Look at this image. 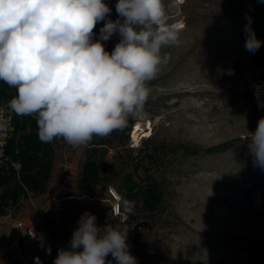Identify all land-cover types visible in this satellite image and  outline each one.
I'll return each mask as SVG.
<instances>
[{
  "label": "rangeland",
  "instance_id": "obj_1",
  "mask_svg": "<svg viewBox=\"0 0 264 264\" xmlns=\"http://www.w3.org/2000/svg\"><path fill=\"white\" fill-rule=\"evenodd\" d=\"M168 23L182 21L180 43L165 47L171 57L149 82L151 94L133 115L142 129L109 151L105 172L111 182L80 196L77 181L86 150L55 139V168L47 192L30 196L18 212L0 217V264H53L67 249L77 222L95 215L103 228L128 231L140 264H264V168L254 163L248 143L264 106L255 98L264 85V20L250 0H164ZM112 13L110 19H117ZM261 41L245 48V25ZM119 41L111 38L112 49ZM259 87V88H258ZM233 143L226 151H211ZM180 145L200 150L184 155ZM151 174L162 184L165 211L146 213L140 195ZM123 197L122 222L112 214L109 189ZM138 201L139 211L133 204ZM130 205L131 212L126 210ZM35 226L36 240H20L15 223ZM141 227V229H139ZM50 249V254L48 250Z\"/></svg>",
  "mask_w": 264,
  "mask_h": 264
},
{
  "label": "clouds",
  "instance_id": "obj_2",
  "mask_svg": "<svg viewBox=\"0 0 264 264\" xmlns=\"http://www.w3.org/2000/svg\"><path fill=\"white\" fill-rule=\"evenodd\" d=\"M115 10L112 20L105 0H0V81L16 89L9 106L36 119L41 142L84 146L143 110L149 82L171 59L162 49L180 43V26L168 23L164 0H117ZM244 30L245 48L254 53L261 41L250 21ZM113 36L119 41L109 52L105 42ZM248 147L264 168V117ZM77 224L53 264H106L109 255L116 264H137L128 231L101 228L90 213Z\"/></svg>",
  "mask_w": 264,
  "mask_h": 264
},
{
  "label": "trees",
  "instance_id": "obj_3",
  "mask_svg": "<svg viewBox=\"0 0 264 264\" xmlns=\"http://www.w3.org/2000/svg\"><path fill=\"white\" fill-rule=\"evenodd\" d=\"M260 6V15L264 20V0H250ZM105 3L116 13L115 5L117 0H105ZM103 22L97 24L94 32L99 36V29ZM106 50L111 52V39L105 42ZM15 88L0 81V100H8L15 96ZM14 130L8 140L6 155L8 161L0 166V217L11 216L18 212L24 199L30 196L38 197L44 195L53 177L55 168V146L54 141L50 143L41 142L38 138L37 121L33 116H21L14 112ZM133 115L127 118V124L122 129L114 130L107 136H94L86 150L85 160L82 164L80 175L77 181V190L80 196H88L98 191L99 187L110 183V177L106 175L105 164L103 163L111 150L118 151L129 142L130 133L135 126ZM233 147V143H226L211 151H226ZM184 155L197 154L199 149L180 145ZM14 164L19 165L17 170ZM140 195L141 208L150 215L160 214L165 211V193L159 180L148 174L145 178V185L138 190H132L127 195L129 201ZM121 195V194H120ZM122 196V195H121ZM123 201V197H122ZM122 209H123V204ZM133 208L139 211L138 201L133 204ZM124 210V209H123ZM129 217L127 216L128 222ZM135 242L129 244L130 253L136 257L137 264H140L138 256L135 254ZM116 264L111 255L106 259ZM181 264V263H173Z\"/></svg>",
  "mask_w": 264,
  "mask_h": 264
},
{
  "label": "built area",
  "instance_id": "obj_4",
  "mask_svg": "<svg viewBox=\"0 0 264 264\" xmlns=\"http://www.w3.org/2000/svg\"><path fill=\"white\" fill-rule=\"evenodd\" d=\"M180 26V31L183 29L184 24L182 21L173 22ZM172 23V24H173ZM15 96L17 95L16 89L14 90ZM255 98L258 97V93L254 95ZM12 99V98H11ZM0 100V166H3L8 161V156L6 155V150L8 146V140L14 130L13 117L14 111L11 110L9 106V101ZM15 168L18 170L19 165L14 164ZM109 194L112 197L114 203L112 204V214L116 218H120L122 222L127 220V215L122 210V196L120 193L114 189H109ZM15 228L19 230L22 234L20 238L13 239L12 247H18L20 249V240L23 239L27 243H34L36 240L35 226L28 227L23 221H18L15 223ZM141 229V227H139ZM35 264H43L41 258L36 256L34 259Z\"/></svg>",
  "mask_w": 264,
  "mask_h": 264
},
{
  "label": "bare ground",
  "instance_id": "obj_5",
  "mask_svg": "<svg viewBox=\"0 0 264 264\" xmlns=\"http://www.w3.org/2000/svg\"><path fill=\"white\" fill-rule=\"evenodd\" d=\"M257 93H258L259 99L261 100V102L263 103V106H264V85L259 88V90H258ZM141 129H142V127L139 124L136 125V127H135V134L137 135Z\"/></svg>",
  "mask_w": 264,
  "mask_h": 264
},
{
  "label": "crops",
  "instance_id": "obj_6",
  "mask_svg": "<svg viewBox=\"0 0 264 264\" xmlns=\"http://www.w3.org/2000/svg\"><path fill=\"white\" fill-rule=\"evenodd\" d=\"M26 224V223H25ZM28 227H31V225H29V224H26ZM22 234V233H21Z\"/></svg>",
  "mask_w": 264,
  "mask_h": 264
}]
</instances>
